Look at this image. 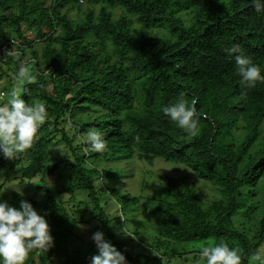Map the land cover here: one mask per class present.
<instances>
[{"label":"trees","instance_id":"16d2710c","mask_svg":"<svg viewBox=\"0 0 264 264\" xmlns=\"http://www.w3.org/2000/svg\"><path fill=\"white\" fill-rule=\"evenodd\" d=\"M114 9L121 12L116 16ZM233 45L264 75V11L251 0H0V50L6 49L0 63L16 72L30 66L36 81L23 83L22 98L46 108L30 149L14 159L0 153L6 178L0 199L17 208L30 202L54 238L47 253L34 250L25 264H91L98 254L93 235L76 233L91 221L97 222L91 232H103L129 262L168 264L187 255L196 261L201 246L224 241L249 264L264 244V82L240 84L236 54L226 51ZM193 97L200 113L195 136L161 111ZM89 130L103 132L105 152L86 151L80 141ZM123 160L149 166L161 160L196 177H161L158 195L143 207L154 225L149 241L142 225L124 227L126 211L135 212L141 196L112 197L117 188L104 184L105 176L121 175L105 162ZM45 176L61 186L47 185ZM8 178L41 198L8 194ZM197 181L219 196L205 204ZM112 226L149 251L133 258ZM76 239L88 246H74Z\"/></svg>","mask_w":264,"mask_h":264},{"label":"clouds","instance_id":"9594fccd","mask_svg":"<svg viewBox=\"0 0 264 264\" xmlns=\"http://www.w3.org/2000/svg\"><path fill=\"white\" fill-rule=\"evenodd\" d=\"M251 3L257 12L264 11V0H251ZM226 51L229 55L236 54V74L242 86L253 87L258 81L264 82L262 67L245 55L239 45H233ZM14 80L16 83L9 92L8 103L0 104V153L8 159H14L16 154L32 147L38 128L46 118L45 105L27 104L21 95V91L26 92L27 89L19 87L25 81L34 83L36 76L21 65ZM197 103L195 97L190 103L180 98L163 105L161 111L186 134L195 136L200 120ZM80 142L86 145V151L103 153L107 150L104 134L99 130H89ZM120 231L125 236H132L126 234L123 228ZM92 240L98 254L91 258V264H126L125 256L105 239L103 232H95ZM53 244L54 238L45 216L30 202L21 200L17 208L0 199V264H25L31 252L47 253ZM199 257L203 264H241L239 250L224 241L201 246ZM250 260L251 264H264V255L254 253Z\"/></svg>","mask_w":264,"mask_h":264},{"label":"rangeland","instance_id":"374dc122","mask_svg":"<svg viewBox=\"0 0 264 264\" xmlns=\"http://www.w3.org/2000/svg\"><path fill=\"white\" fill-rule=\"evenodd\" d=\"M74 10H75L74 8H71L68 10L71 16L72 15L75 16L76 11ZM120 12L121 11L119 9H114V14L116 16ZM24 30L26 31L25 32L26 38L31 39L33 37L32 32L28 29H25V27H24ZM0 67L2 68V71L0 70V89L3 88L6 91V95L4 97L3 95H1L3 98L0 100V103L2 102V104H5V103H8L10 99L9 92L16 83L14 80V75L16 71L12 70V68L7 69L6 66L3 65V63L2 64L0 63ZM29 67L30 66L26 68L30 72ZM22 85H20L19 87H21ZM46 89L47 91L50 90L49 84L46 85ZM58 146L60 147V150H61V148L63 147V144L60 143ZM132 160H123V161L109 162V163L105 162V165L107 166H103V167L106 168V170L117 171L121 175L119 178H115L114 176H110V177L105 176L104 184L106 186H114L117 188V194L112 195V197L120 196L121 193H124L125 191H129L132 195L141 196V199H139V202L136 205L135 212L132 213V212L126 211L125 217L127 220L125 222L124 227L126 230L131 231L136 226L142 225L140 226V230L143 231V233L145 234L146 240L149 241L152 235L154 234V225L149 220L147 213L144 212L143 207L147 203V198H149L150 196L158 195L157 193H159V190L161 188V183H162L161 177L169 176V175L171 176L188 175L190 176L191 180L192 179L195 180L196 177L195 175H192L190 171L186 170L183 167H176L172 165L169 166L161 160H156L153 166H149L145 163H139V162L134 163L132 162ZM148 170H151L152 172H148ZM4 179L6 178L0 176V182L3 181ZM35 181L38 182L37 179H35ZM44 181L47 185L53 188L61 186L60 185L61 180L58 181L56 177L45 176ZM98 182H96L97 185H98ZM196 186L199 192H201L204 195L205 204H209L212 200H215L219 196L218 191H216L208 183L197 181ZM6 189L8 190V194H10L12 191H17V192L27 193L30 196H36L38 198H41V194L39 193L37 194L31 191H26L24 188L18 185L17 180H12L10 178L6 180ZM67 196H68V193L65 195V197ZM83 196H79V198L82 199ZM262 198H263L262 196H259L257 199H262ZM110 202L111 201H109V203ZM113 207L114 205L112 206V208ZM235 219H237L236 221L239 224L243 222V226L247 227L244 221L245 218L243 216L237 215ZM145 222H147L148 225L144 226V224H146ZM96 225H97L96 221H91L89 222V224L80 225L77 227L76 233L82 236H86V235L88 236L89 234V237H90L91 235H93L94 232H91V231ZM112 230L114 231V233L116 234L118 238L124 241V244L125 242L127 243L126 250L133 258L137 254L144 255L149 251L147 247L138 246V245H134L133 243H130L132 241L129 238H127V236L123 235V233L120 234V229L117 226H112ZM84 238L86 239L87 237H84ZM79 243L80 241L78 239H76V241L75 240L72 241V244H74V246L79 245L80 247H83V248H86L88 246L87 245L88 241L86 240L81 242L82 244L81 243L79 244ZM95 250L98 253V249L95 248ZM257 253L264 255V244L258 249ZM201 263H202L201 259H197L195 261L191 258V255H187L183 259L175 258L171 261V263H168V264H201ZM126 264H141V263L140 262L133 263V262H129L126 260ZM161 264H165L164 260L161 262ZM249 264H251V260H249Z\"/></svg>","mask_w":264,"mask_h":264},{"label":"built area","instance_id":"2783aa9c","mask_svg":"<svg viewBox=\"0 0 264 264\" xmlns=\"http://www.w3.org/2000/svg\"><path fill=\"white\" fill-rule=\"evenodd\" d=\"M5 52H6V49H5V47H3V48L0 50V54L5 53Z\"/></svg>","mask_w":264,"mask_h":264}]
</instances>
